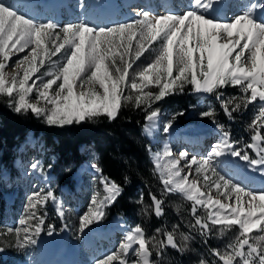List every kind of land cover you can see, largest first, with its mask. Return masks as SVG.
I'll return each instance as SVG.
<instances>
[{
	"label": "snow or ice",
	"instance_id": "snow-or-ice-1",
	"mask_svg": "<svg viewBox=\"0 0 264 264\" xmlns=\"http://www.w3.org/2000/svg\"><path fill=\"white\" fill-rule=\"evenodd\" d=\"M219 3L190 0L186 10L161 15L140 9L126 22L99 26L83 19L63 25L41 20L21 12L10 0H0V95L9 98L17 113L30 111L57 126L100 116L115 120L124 105L133 103L145 110L149 135L161 114L153 105L183 93L189 85L196 94H214L229 119L258 105L247 127L250 140L242 146L232 139L230 130L217 123L212 107L201 115L216 124V143L203 155H190L187 150L175 155L165 144L153 154V163L163 193L180 194L191 202L190 228L202 237L211 236L214 230L223 236L239 229L223 250L210 249L219 264H264V187L245 185L221 167L224 158L234 157L264 176V0H244L240 11L230 17L213 16ZM150 50L155 52L153 59L134 69L136 61ZM22 53L12 64L14 71H6L13 56ZM228 87L239 88V94L225 96L223 90ZM175 118L165 124V133ZM91 167L102 172L98 164ZM101 183L104 195L94 196L80 217L81 234L104 218L106 208L123 191L106 177ZM49 201L57 204V214L63 217L62 202L53 190L33 192L18 226L0 230V241L11 237L9 243L23 249L36 245L42 232L53 234L55 227L46 225L47 213H41ZM151 201L155 216H163L164 199L152 194ZM198 209L204 214L198 215ZM178 228L163 231L159 238L146 236L140 224L131 226L118 248L93 264H156L153 253L164 256L169 247L181 252L188 249L192 236ZM161 232L156 229L157 234ZM198 264H216V260L202 258Z\"/></svg>",
	"mask_w": 264,
	"mask_h": 264
},
{
	"label": "rangeland",
	"instance_id": "rangeland-1",
	"mask_svg": "<svg viewBox=\"0 0 264 264\" xmlns=\"http://www.w3.org/2000/svg\"><path fill=\"white\" fill-rule=\"evenodd\" d=\"M133 1L134 0H10L21 12L28 13L30 16L41 20L52 19L63 25L66 23L79 22L82 19H88L87 21L91 24L99 26L126 22L135 18V13L140 9L150 11L153 15H161L170 11L182 12L186 10V6L190 3V0H172L168 5L166 4V0H152L153 4H150L148 0H135L134 3ZM81 4H83V7H81ZM236 8L238 7H233V10H236ZM22 55H24V53L19 56H13L6 71L9 73L13 72L14 69L12 68V64ZM154 56V51L150 50L146 52L140 60L136 61L133 65L134 69L145 66ZM147 90L149 89H146V91ZM150 90L157 91L155 87H151ZM230 90H234L239 94V88L228 87L223 90L225 96H231L229 95L231 92ZM184 92L186 96H190L186 109L175 112L165 108L161 109L157 127L152 131L154 135L152 133L149 135L144 127L143 134L150 142L148 150L152 162L154 160L153 154L161 150L165 144L170 145L175 153L179 154V152L183 151L185 145L179 141L180 134H187L195 138L201 130L207 128L214 129L216 134L209 142H205V145L206 143H216L219 139L216 124L213 123L212 119L202 117L201 115L203 111L212 108L214 103L217 102L219 104L215 95L196 94L192 91L190 85L185 88ZM31 99L32 102H35V93L32 94ZM257 107L258 105H250L247 110H242L238 113L245 116L246 122L244 127L246 129V134L233 133L231 135L232 139L240 142V146L250 140V133L247 127ZM178 113L183 114L178 115ZM174 115L176 117L175 121L169 132L165 133L163 128ZM39 118L45 121L44 117ZM225 118L230 120L227 116H225ZM215 119L217 123L225 124L224 126L226 128L227 121L218 114ZM74 123L76 122L72 124ZM205 145L203 144V147ZM189 149L191 148L189 147ZM249 151L251 153V150ZM16 152L17 157L11 166L3 165L0 162V182H4L6 186L5 197L14 209L10 217L11 219L5 226L0 227V230H6L8 227H17L19 220L25 214V205L28 197L33 192L40 191L41 189L53 190L57 200L62 202L65 212L63 217L59 216L57 214V204L52 201H49L46 207L41 209V213H47L46 225H52L56 230L51 235H49L47 231L42 232L38 238L37 244L34 246L23 249L18 248L14 244L9 243L11 237L7 240L0 241L6 245V248L12 246V250H15L16 254L24 253V261H20L17 264H41V261H48L46 257H49L55 250H59L58 254L54 252L50 258V260L54 258V264H62L61 261L65 255L67 257V254L69 258H74L77 264H93L95 259L118 248L119 243L124 238L126 230L131 227V225L127 223L126 219L122 216L110 218L108 208L114 202L106 208V214L102 220L89 225L82 234L78 232L80 217L87 212L93 197L97 196L102 198L104 195L101 174L91 167L92 164H96V159L94 157H90L89 160L83 163L82 166H85L89 171L84 173L80 180L76 176L79 169L74 172L72 175L74 185L71 187L69 185H61V180L58 179L53 171L52 164L54 161L51 160L54 158L53 155L47 152L44 142L39 135L35 134L33 131L27 134L25 141L18 147ZM235 160L246 166L245 162L238 158H235ZM33 163L38 165L37 169L31 167ZM223 163L224 160L222 164ZM49 165H51V167H49ZM194 178V175L190 177V179ZM173 195L183 198L180 194L173 193ZM187 202L191 204L190 201ZM145 208L148 209V207L143 206L139 218L144 221L143 227L145 228L146 236L158 235L159 238H163V231L168 230L160 228L162 232L157 234V228L155 229L154 224L149 222L148 213L145 214L144 212ZM197 214L203 215V210L198 209ZM186 217H188V215ZM190 222H192V219L189 217L185 228L178 225L179 232L189 233L192 236V239L188 242V249L194 248L195 250L193 251V258L187 260L184 264H198V261L202 258L208 261L216 260V264H219L217 258L210 254V249L218 248L223 250V248L236 237L239 229L233 228L223 236L217 235L214 230L213 234L208 237L210 239V247H205L200 241L201 236H199V232L189 227ZM186 251L181 252L176 249L168 250L167 248L164 256H157L153 253V259L156 261V264H176V259L172 256L176 253L183 254ZM131 258L132 256L129 254V259Z\"/></svg>",
	"mask_w": 264,
	"mask_h": 264
},
{
	"label": "trees",
	"instance_id": "trees-1",
	"mask_svg": "<svg viewBox=\"0 0 264 264\" xmlns=\"http://www.w3.org/2000/svg\"><path fill=\"white\" fill-rule=\"evenodd\" d=\"M228 91V90H226ZM231 91V90H230ZM231 96L237 95L234 90ZM190 96L185 92L170 95L153 105L169 111H183L188 106ZM216 113L226 122V129L231 134H246L245 116L234 113V118L227 120L219 104L213 106ZM145 110L137 108L133 103L122 107L115 120L100 116L92 120L74 123L69 126H54L47 124L30 111L17 113L9 104L6 96H0V162L11 166L17 157L18 147L25 141L29 132L39 135L50 155H53V171L60 179L61 185L73 186L72 175L90 157L96 159L101 177H106L119 184L123 191L115 202L108 208L110 218L122 216L131 226L144 221L139 218L143 206L148 207V220L154 228L172 230L176 225L186 226L191 219V204L173 194H164L163 185L150 159L149 140L143 134L145 127ZM225 125V124H224ZM84 149V151H83ZM164 199V214L155 216L152 210L151 195ZM6 186L0 182V227L11 219L14 212L8 202ZM143 196V201L140 198ZM188 215V217H186ZM199 236H201L199 234ZM205 247H210V239L200 240ZM0 264H17L24 261V253L16 254L12 246L0 242ZM168 250H172L171 247ZM194 248L185 253H176L173 258L176 264H184L193 258Z\"/></svg>",
	"mask_w": 264,
	"mask_h": 264
},
{
	"label": "bare ground",
	"instance_id": "bare-ground-1",
	"mask_svg": "<svg viewBox=\"0 0 264 264\" xmlns=\"http://www.w3.org/2000/svg\"><path fill=\"white\" fill-rule=\"evenodd\" d=\"M148 1L150 2V4H153L152 0H148ZM171 1L172 0H166V4L168 5ZM134 2L135 0L133 1V3ZM243 2L244 0H220L217 10L213 12V16H232L234 13H238L240 11L241 4ZM233 7H238V8H236V10L235 9L233 10ZM152 134L154 135V132H152ZM215 134H216V131L214 129L206 128V129L201 130V132L197 134L198 136L195 135L197 136L195 138L190 137L187 134H180L179 141L185 145L184 150H187L190 155H203L208 150L209 146L211 145L210 143H206L205 145V142H209L210 139H212ZM203 144L205 145L204 147H203ZM189 147L191 149H189ZM173 153L175 155H178V153H175L174 151ZM183 162L184 161L182 160L181 166H183ZM81 166L79 167V171L77 172V175H76L79 178V180L81 179L84 173L89 171L85 166H82V167ZM222 168L226 172H228L230 176H234L237 180L243 181L245 185H249L253 188L264 187V176L260 175L256 171H253L247 168L245 165L237 162L234 157L224 158V163L222 164ZM54 252L58 254L59 250L57 251L55 250ZM54 252H52L49 257H46L48 258V261H41L40 263L41 264H54L53 263L54 258L53 260H50ZM61 263L62 264H77L74 258L68 257V254H67V257L65 255Z\"/></svg>",
	"mask_w": 264,
	"mask_h": 264
}]
</instances>
